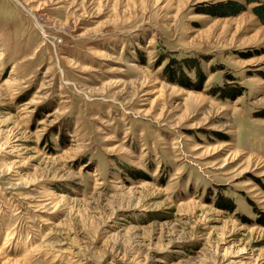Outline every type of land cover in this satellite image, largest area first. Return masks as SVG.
<instances>
[{"label": "rangeland", "instance_id": "rangeland-1", "mask_svg": "<svg viewBox=\"0 0 264 264\" xmlns=\"http://www.w3.org/2000/svg\"><path fill=\"white\" fill-rule=\"evenodd\" d=\"M260 5L0 0V264H264Z\"/></svg>", "mask_w": 264, "mask_h": 264}, {"label": "trees", "instance_id": "trees-1", "mask_svg": "<svg viewBox=\"0 0 264 264\" xmlns=\"http://www.w3.org/2000/svg\"><path fill=\"white\" fill-rule=\"evenodd\" d=\"M248 2H252V1H256V0H247ZM234 7V11L238 12L242 9V6L238 5V4H233L232 5ZM256 14L260 17L261 21L263 22L264 24V5H260L259 7H257L255 10ZM179 67V66H178ZM179 78H183L184 74L181 72V70L179 69L177 71V73ZM176 74L174 71L171 72V78H176Z\"/></svg>", "mask_w": 264, "mask_h": 264}]
</instances>
